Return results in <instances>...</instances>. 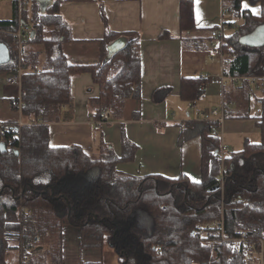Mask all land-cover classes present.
Segmentation results:
<instances>
[{"label": "trees", "instance_id": "1", "mask_svg": "<svg viewBox=\"0 0 264 264\" xmlns=\"http://www.w3.org/2000/svg\"><path fill=\"white\" fill-rule=\"evenodd\" d=\"M20 1L12 0L10 18L0 19V42L10 53L0 71L11 72L20 59V96L11 98L10 105L19 100L20 108L11 107L32 119L0 120V142L5 145L4 151L0 149V264H7L9 249L17 250L27 264H63L67 226L77 230L81 250L107 246L118 264H246L245 250L259 248V240H264V89L258 91L260 112L255 116L249 112V102L256 91L248 82L241 81L225 94L237 104L225 118L256 119L259 141L245 139L222 158L214 153L221 148L219 121L181 123L180 142L200 137L197 181L183 172L170 177L119 169L118 164L132 161L137 150L124 131L120 154L104 141L96 154L75 143L52 146L49 124L71 104L74 76L88 73L98 86V94L89 99L95 122L121 119L126 101L140 99V36L112 30L102 0H52L43 11L37 0H27V5ZM64 1L98 3L105 30L97 62L74 63L64 53L63 45L73 41L70 23L60 12ZM243 1L258 4L259 12L243 7ZM222 6L243 17L235 33L224 34L220 45L224 74L263 75L264 45L248 47L239 37L264 23V0H222ZM193 9L194 0H180L183 30L197 29ZM29 20L33 35L18 51L12 34ZM120 36L126 40L123 48L103 62L107 45ZM166 36V32L160 35ZM26 44L42 46L41 68L40 51L25 49ZM203 81L200 76L182 77L180 98L200 99ZM171 91V86H159L150 100L161 103ZM37 245H44L42 251L31 252Z\"/></svg>", "mask_w": 264, "mask_h": 264}, {"label": "crops", "instance_id": "2", "mask_svg": "<svg viewBox=\"0 0 264 264\" xmlns=\"http://www.w3.org/2000/svg\"><path fill=\"white\" fill-rule=\"evenodd\" d=\"M198 1L203 2L204 17H200L198 13ZM102 2L108 25L112 30L133 31L140 36L141 97L138 100L126 101L121 119L109 120L101 124L99 129H94L95 121L89 99L98 94V86L93 83L88 73L74 76L71 104L62 108L58 121L49 124L50 145L64 146L75 143L86 153L96 154L100 142L104 141L120 154L121 134L124 131L126 137L137 144V150L132 161L118 164L119 169L140 175L160 173L170 177H176L183 172L192 180H199L200 137L194 136L180 142V125L189 120H201L196 113L197 109L208 111L220 106L224 98L228 99L225 94L230 93L233 85L221 87L219 76L222 67H214L209 73L205 71L209 78L203 79L204 91L205 84H213L214 88L198 100H182L179 96V85L182 77H201L204 74L203 71H197L194 61L200 50L212 49L210 31L218 24L219 14L222 18V0H194L193 17L198 30L182 29L180 0ZM60 12L71 27L73 41L63 45L68 59L74 63L97 62L100 59L99 40L103 38L105 30L98 3L64 1L60 5ZM207 22L217 23L206 31L205 35H200L199 28ZM164 32L167 36L161 38L160 35ZM39 46L26 44L25 49L39 50V65H43L45 54ZM211 56L214 55L210 54ZM196 72H200L199 75ZM5 73L7 75L0 79V112H3L0 120L21 121V118L26 117V122H30L31 117L22 116L18 110L13 112L9 105L5 104L7 99L10 101L17 94V89L5 81L10 72ZM216 82L218 89L214 85ZM159 86H171L172 91L163 102L155 104L151 102L150 96ZM209 95H212L211 98ZM192 104L195 109L191 107ZM236 109L235 103V107L229 110ZM216 132L224 149L228 146L241 147L245 139L259 141V129L254 118H225ZM68 248H72V252L76 250V256H71ZM16 253L18 255V252ZM62 256L63 264L117 263L116 254L107 246L82 252L78 246V232L69 226L63 229Z\"/></svg>", "mask_w": 264, "mask_h": 264}, {"label": "built area", "instance_id": "3", "mask_svg": "<svg viewBox=\"0 0 264 264\" xmlns=\"http://www.w3.org/2000/svg\"><path fill=\"white\" fill-rule=\"evenodd\" d=\"M22 5H27L28 1L27 0H23L20 1ZM223 11H227L226 8L222 7ZM13 35V39L16 41V44L18 46V51H20V48L22 47V45L33 35V31L32 28L29 27L28 23L25 21H22L18 27V29L12 34ZM210 37H211V41H210V46L217 50L221 55H220V62H221V74L219 76V83L221 85L222 88H225L228 85H237L239 84L241 81H246L249 83V85L252 87L253 90L255 91H260L261 89H264V74L263 75H251V76H228L226 74H224L223 72V59L225 57V55L219 50L220 45L223 43V38H224V34L222 32V27L219 30L217 29H213L210 31ZM19 57V56H18ZM22 65L20 63V59L18 58V62L14 65L12 71L10 72V74L6 77L5 81L14 86L17 89V94L15 97H19L20 96V92H19V86H20V80H21V74H22ZM202 79H207L209 78L208 74H205L203 76H201ZM201 87L204 88L203 83L201 84ZM12 106L18 107L20 108L21 103L19 102V100L13 99L11 102ZM192 108H196L194 104L191 105ZM235 107V103L233 100H228V99H223L220 106L217 108H213L211 110L208 111H204V110H196V113L198 115L199 118L202 119H207V118H214L217 121H219V123H222L225 119V112L227 110H229L230 108ZM104 118H106L104 116ZM101 125V121L95 122L94 124V129H99ZM224 148H220V149H215L214 153L218 154L221 158L224 155ZM245 234L242 233V236H244ZM241 241H244L243 238L240 239ZM35 241L38 242L39 241V236L36 235L35 236ZM262 240H259L258 244L260 245L259 248L256 247V245L252 246V247H248L244 254H245V263L246 264H264V248L262 246ZM36 251H42V247L41 245H37L33 248V250L31 252H36ZM20 264H27V259L24 260H20ZM118 264V263H116Z\"/></svg>", "mask_w": 264, "mask_h": 264}, {"label": "rangeland", "instance_id": "4", "mask_svg": "<svg viewBox=\"0 0 264 264\" xmlns=\"http://www.w3.org/2000/svg\"><path fill=\"white\" fill-rule=\"evenodd\" d=\"M11 3L12 0H0V18H8L11 16L12 11H11ZM245 5H247L246 7L251 9V11L253 13H258L259 12V6L258 4H251L248 1H243V7H245ZM28 9H30V6L28 5ZM197 8H198V13L200 14V17H204V6H203V2H197ZM222 10V18L220 17L219 14V22L218 24L212 28V29H217L220 31L221 27H222V32L225 35H229V34H233L235 33V30L237 29V27L242 24L243 22V17L241 16H237L234 13L228 12V11H223ZM221 13V12H220ZM221 21L223 22L221 24ZM211 22H207L206 24H204L201 28H199V32L200 35H205L206 31L210 30L211 27H213V25L215 23H211ZM29 27H31V22L29 20L28 23ZM198 30V29H197ZM42 48V46H39V48ZM212 48V47H211ZM210 54H213L214 56L210 57ZM220 53L215 50V49H206V50H200L197 54V59L194 61L196 64V69L197 71H200L205 75V71H207L208 73L215 67L216 69H219V67H221V62H220ZM220 65V66H219ZM42 65H39V68H41ZM200 72H196V74L199 75ZM7 75V73H5V71H0V79H2V77H5ZM217 89L219 88L218 86V82H216V84H214ZM206 89L204 91V93L206 92H211V89L214 88L213 84H205ZM216 90V89H215ZM219 91V90H218ZM219 94V93H218ZM205 95V94H204ZM260 95V93L258 91H256L254 94H252L250 96V102H249V112L250 114L253 116L258 115L260 112V104L256 101V98ZM206 96V95H205ZM212 95H209V98H211ZM208 98V99H209ZM234 101V100H233ZM9 100L7 99V101L5 102V104L9 105V109L12 110L13 112H16V109H13L10 107L9 104ZM234 103H236L234 101ZM219 107V106H218ZM3 115V112H0V117ZM23 116V115H22ZM27 121L26 117L21 118V121L19 120L20 123H24ZM31 121V119H30ZM223 145H221L222 148ZM240 146L238 148H236L235 146H228L227 148H225L224 152L226 153L228 150H236L239 149ZM13 244V242H12ZM262 246L264 248V240L262 242ZM43 249V247H42ZM69 249V253L71 254V256H76L77 251H73L72 252V248H68ZM81 250V249H80ZM85 250H90V249H85ZM83 252V250H81ZM18 251H16L15 249H9L6 253V263L7 264H20V258H19V253L17 255Z\"/></svg>", "mask_w": 264, "mask_h": 264}, {"label": "water", "instance_id": "5", "mask_svg": "<svg viewBox=\"0 0 264 264\" xmlns=\"http://www.w3.org/2000/svg\"><path fill=\"white\" fill-rule=\"evenodd\" d=\"M41 10L43 11L48 5L52 3V0H37ZM125 38L120 36L114 39L107 45L106 55L103 62L109 61L114 54H116L120 49L123 48L125 44ZM239 42L248 47H258L264 45V23L256 25L251 31L243 34L239 37ZM10 59V53L8 47L0 42V65L8 62ZM264 70V65H263ZM0 149L4 151L5 145L0 142Z\"/></svg>", "mask_w": 264, "mask_h": 264}, {"label": "snow or ice", "instance_id": "6", "mask_svg": "<svg viewBox=\"0 0 264 264\" xmlns=\"http://www.w3.org/2000/svg\"><path fill=\"white\" fill-rule=\"evenodd\" d=\"M247 5H245V7H246Z\"/></svg>", "mask_w": 264, "mask_h": 264}]
</instances>
